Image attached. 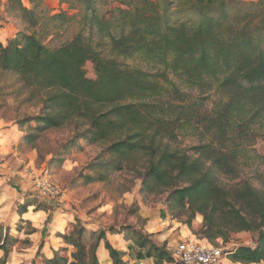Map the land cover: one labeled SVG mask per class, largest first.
<instances>
[{"label": "trees", "instance_id": "trees-1", "mask_svg": "<svg viewBox=\"0 0 264 264\" xmlns=\"http://www.w3.org/2000/svg\"><path fill=\"white\" fill-rule=\"evenodd\" d=\"M48 1L7 0L25 28L7 43L0 41V72H14L41 96L42 112L25 120L34 122L35 133L27 139L64 126H76L79 133L83 126L80 137L106 143L118 166L132 161L125 159L128 154L146 152L144 181L172 186L170 197L187 205L185 224L193 234L215 244L230 242L236 233H257L254 245L230 249L228 258L264 264V190L241 178L239 162L253 126L264 124V0H54L58 7ZM101 4H109L106 12ZM78 16L90 36L79 33L50 47L47 40ZM95 32L102 38L97 44ZM119 57H141L146 68ZM88 62L95 78L87 75ZM175 78L200 95L189 103ZM211 93L218 97L209 109ZM185 126L200 136L199 143L171 150L170 142ZM256 157L264 161V156ZM214 168L239 182L218 184ZM197 215L203 217L199 232L193 230ZM87 233L78 222L61 234L74 248L70 257L56 251L42 260L102 264L98 251L103 247L112 264H128L126 252L109 238L120 235L154 264L175 262L165 245L133 226L100 228L92 242ZM8 245H0V264H8Z\"/></svg>", "mask_w": 264, "mask_h": 264}, {"label": "rangeland", "instance_id": "rangeland-1", "mask_svg": "<svg viewBox=\"0 0 264 264\" xmlns=\"http://www.w3.org/2000/svg\"><path fill=\"white\" fill-rule=\"evenodd\" d=\"M25 4L30 6L28 1ZM48 4L59 6L54 0ZM105 5L101 4V12H106L109 4ZM0 18L3 43L25 28L15 18L7 0H0ZM79 19V16L71 18L59 33L47 40L48 45L59 47L79 33L87 39L89 28L79 23ZM101 40L93 33L94 44ZM119 60L146 68L141 57H119ZM85 69L88 77H96L93 63L88 62ZM175 81L187 94L189 103L200 95L199 90L188 88L176 78ZM188 95L192 96L190 101ZM217 97L211 93L207 108L214 107ZM42 106L39 93L29 91L14 72H0V245L9 243L8 264H46L42 256L49 257L52 251L70 255L74 248L65 245L61 234L70 233L78 222L88 230L91 242L96 230L111 226H133L169 250L186 238L183 230L188 228L185 222L190 216L187 205L181 206L171 199L172 186L144 181L146 152L130 153L125 159L132 161L118 166L106 143H92L80 137L85 130L83 126L79 133H75L76 126H64L46 130L34 141L27 139L28 134L35 133L31 130L34 122L25 120L39 116ZM252 130L253 138L239 154L241 178L264 190V161L256 157L264 156V124H255ZM199 141L200 136L193 128L185 126L170 142V149L187 150ZM212 174L218 184L226 187L235 186L240 180L215 168ZM202 226L203 217L197 215L193 230L199 232ZM191 233L189 239L201 242L200 234ZM257 236V233L240 232L228 243H208L233 249L254 245ZM109 238L125 249L121 237L109 235ZM0 257H4L3 250ZM220 264L233 263L227 256Z\"/></svg>", "mask_w": 264, "mask_h": 264}, {"label": "built area", "instance_id": "built-area-1", "mask_svg": "<svg viewBox=\"0 0 264 264\" xmlns=\"http://www.w3.org/2000/svg\"><path fill=\"white\" fill-rule=\"evenodd\" d=\"M229 250L193 239H182L176 242L170 252L179 264H220L230 253Z\"/></svg>", "mask_w": 264, "mask_h": 264}, {"label": "crops", "instance_id": "crops-1", "mask_svg": "<svg viewBox=\"0 0 264 264\" xmlns=\"http://www.w3.org/2000/svg\"><path fill=\"white\" fill-rule=\"evenodd\" d=\"M183 232H184L183 234L186 237L185 239H189L191 236H193L191 233L192 231L189 227L187 229L183 230ZM112 236H118V237L122 238V236H120V235H112ZM122 240L125 242V249H122L121 247L115 245L113 243V240H111V242L113 243V245L115 247L126 252V256L124 257V259H125V261H127L128 264H140L141 262H144V264H154V260L152 258L145 257L144 251L141 250L140 248L136 247L133 242H131V241L127 242L123 238H122ZM200 241L202 243H208V240H206V239H201ZM128 244H132L133 247H129ZM65 245L68 246L69 244L65 243ZM101 248H103V247H100V249L98 251L101 263L102 264H112V260L109 256V253L104 248L103 249H101ZM54 252L55 251H52V254L49 257H53ZM70 255H71V252H70ZM70 255H68V257H70ZM101 255H102V259H101ZM233 264H237V263H233Z\"/></svg>", "mask_w": 264, "mask_h": 264}]
</instances>
